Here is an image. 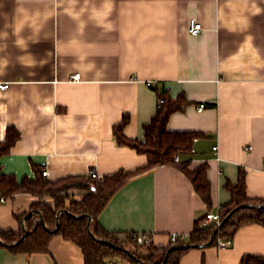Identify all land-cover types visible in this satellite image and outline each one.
I'll return each mask as SVG.
<instances>
[{
  "label": "crops",
  "instance_id": "0c3cea01",
  "mask_svg": "<svg viewBox=\"0 0 264 264\" xmlns=\"http://www.w3.org/2000/svg\"><path fill=\"white\" fill-rule=\"evenodd\" d=\"M191 20L203 26L197 36ZM1 84L9 87L0 90V143L9 127L20 139L0 172L18 181L35 179V167L49 181L143 168L147 157L119 146L114 126L127 115L126 137L144 141L143 126L160 107L156 88L190 102L168 129L206 135L181 162L208 165L212 206L176 166H161L114 195L99 217L107 231L145 234L158 247L172 235L188 242L197 221L214 224L205 216L231 200L225 186L240 170L249 196L264 199V0H0ZM37 200L0 202V229L18 230L15 215ZM246 255L264 257V227L241 228L227 249L194 248L181 264H241ZM0 264L85 260L56 236L47 253L0 249Z\"/></svg>",
  "mask_w": 264,
  "mask_h": 264
},
{
  "label": "trees",
  "instance_id": "16d2710c",
  "mask_svg": "<svg viewBox=\"0 0 264 264\" xmlns=\"http://www.w3.org/2000/svg\"><path fill=\"white\" fill-rule=\"evenodd\" d=\"M156 91L160 107L151 121L143 126L144 141L126 137L125 129L130 123L127 115L113 128L119 146L128 147L147 157L145 167L131 172L120 170L103 179L94 178L89 173L57 181L47 180L37 167L35 179L25 177L21 181L13 175L0 172V198L13 200L20 194H30L38 198L32 204L31 212L15 215L19 224L18 230L0 229V249H6L14 255L47 253L51 240L61 236L81 249L85 264H119L120 261L134 264H181L182 258L194 248L218 246L220 240H233L236 233L248 225L264 227V199L249 196L247 174L243 170L239 171L236 184L228 181L225 186L231 194V200L221 205V222L231 215L217 233L216 224L204 227L197 221L188 242L178 239L166 247H158L145 240L149 238L145 234L110 232L101 226L99 217L114 195L131 179L161 166H176L191 181L194 191L202 201L208 207L212 206L208 165L203 164L191 170V161L177 164L174 160L177 155L180 160L182 156L190 155L195 141L206 136L195 131L168 129L171 116L185 111L190 102L184 94L172 99L163 89L156 88ZM19 139V132L9 127L5 141L0 143V158L9 154ZM77 196L80 198H76ZM87 216L92 219L90 227ZM58 225L55 233L50 232ZM104 241L119 246L122 250H116ZM241 264H264V257L246 255Z\"/></svg>",
  "mask_w": 264,
  "mask_h": 264
},
{
  "label": "built area",
  "instance_id": "2783aa9c",
  "mask_svg": "<svg viewBox=\"0 0 264 264\" xmlns=\"http://www.w3.org/2000/svg\"><path fill=\"white\" fill-rule=\"evenodd\" d=\"M202 30H203V26H202L201 23L197 22L196 20H191L190 21V24H189V32H190L191 35L197 36L198 34H200L202 32ZM73 79L75 81H79L81 79V74H75L73 76ZM148 86L152 87L153 85L149 83ZM8 87H9V84H1L0 85V90L5 91L6 89H8ZM162 102H163V100L161 99L160 100V103H162ZM203 108L204 107L201 106L200 107V110H202ZM217 149H218L217 147H214V150L215 151ZM174 160H175V163H177V164L181 162L180 157L178 155L175 157ZM263 170H264V167H263ZM90 174L94 178H99V176H98V174H97V172L95 170H91ZM42 175L44 177H47V175H48L47 170L43 171L42 172ZM5 201H6L5 199L0 198V202L1 203H4ZM220 209H221V206L219 207V210H218L217 213H208V214H206L205 220L210 221V222H213L214 224H216L217 226H219L221 224V217H220V213H219ZM178 239H179V236H177V235H172L171 236V242H174V241H176ZM142 240H143V238H142ZM231 244H232V240H226V241L220 240L218 242V248H220V249H227ZM111 264H115V263H111Z\"/></svg>",
  "mask_w": 264,
  "mask_h": 264
},
{
  "label": "water",
  "instance_id": "95a60500",
  "mask_svg": "<svg viewBox=\"0 0 264 264\" xmlns=\"http://www.w3.org/2000/svg\"><path fill=\"white\" fill-rule=\"evenodd\" d=\"M60 214H61V212L59 213V215H58V219H60ZM231 215V214H230ZM230 215H228V217L227 218H225V220H223L222 222H221V224L218 226V228H217V230L215 231V233H217L219 230H220V228L224 225V223L227 221V219L230 217ZM81 217H83V216H81ZM80 217V218H81ZM87 218H88V220H89V222H88V226L90 227V225H91V222H92V219H91V217H89V216H87ZM41 222H42V224L45 226V222H44V220H43V218H41ZM47 228V227H46ZM58 228H59V225L56 227V229L55 230H50V232H53V233H55L57 230H58ZM49 230V229H48ZM28 233L26 232V235H27ZM22 241V239L20 240V242ZM104 243L106 244V245H108V246H110V247H112V248H114V249H116V250H122L121 249V247H119V246H116V245H114V244H112V243H109V242H107V241H104ZM126 253H129V251H125ZM167 259V258H166ZM166 259H165V262H166Z\"/></svg>",
  "mask_w": 264,
  "mask_h": 264
}]
</instances>
